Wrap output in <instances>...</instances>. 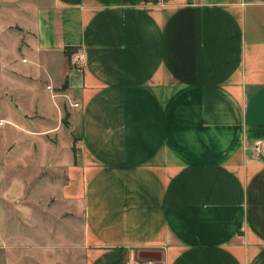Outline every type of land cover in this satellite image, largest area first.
Wrapping results in <instances>:
<instances>
[{
  "label": "crops",
  "instance_id": "0c3cea01",
  "mask_svg": "<svg viewBox=\"0 0 264 264\" xmlns=\"http://www.w3.org/2000/svg\"><path fill=\"white\" fill-rule=\"evenodd\" d=\"M17 8L0 264H264V0Z\"/></svg>",
  "mask_w": 264,
  "mask_h": 264
},
{
  "label": "rangeland",
  "instance_id": "374dc122",
  "mask_svg": "<svg viewBox=\"0 0 264 264\" xmlns=\"http://www.w3.org/2000/svg\"><path fill=\"white\" fill-rule=\"evenodd\" d=\"M0 2L2 4L0 7V18L2 20L0 24V64L11 66L15 61L16 64H19L20 60L23 61V55L25 57L29 56L28 51L24 48L30 43V34L22 31L18 33L17 25L22 26L23 20L24 22L27 21L25 24L27 25L31 23V20L28 22L29 17L24 11H17V5L22 6L25 0H21L19 3L18 0H0ZM4 126L6 128L8 125L4 124ZM2 129L3 127L0 126V130ZM66 264H73V262L70 259V262Z\"/></svg>",
  "mask_w": 264,
  "mask_h": 264
},
{
  "label": "water",
  "instance_id": "95a60500",
  "mask_svg": "<svg viewBox=\"0 0 264 264\" xmlns=\"http://www.w3.org/2000/svg\"><path fill=\"white\" fill-rule=\"evenodd\" d=\"M138 257L145 259H159L160 254L156 250H141L138 252Z\"/></svg>",
  "mask_w": 264,
  "mask_h": 264
},
{
  "label": "built area",
  "instance_id": "2783aa9c",
  "mask_svg": "<svg viewBox=\"0 0 264 264\" xmlns=\"http://www.w3.org/2000/svg\"><path fill=\"white\" fill-rule=\"evenodd\" d=\"M78 59H79V56H78ZM78 59H77V60H78ZM77 60H75V62H77ZM75 62H74V63H75ZM46 87L49 88V86H46ZM72 105L75 106L76 103H72ZM257 150H258V147H256V151H257ZM256 154H257V153H256Z\"/></svg>",
  "mask_w": 264,
  "mask_h": 264
}]
</instances>
